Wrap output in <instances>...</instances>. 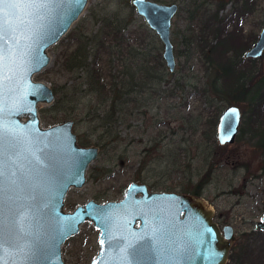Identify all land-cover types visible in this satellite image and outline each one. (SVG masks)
Listing matches in <instances>:
<instances>
[{
  "label": "rangeland",
  "instance_id": "obj_1",
  "mask_svg": "<svg viewBox=\"0 0 264 264\" xmlns=\"http://www.w3.org/2000/svg\"><path fill=\"white\" fill-rule=\"evenodd\" d=\"M153 1L179 6L171 24L176 70L170 74L164 64V77L154 71L153 84L142 81L135 89L132 98L136 101L127 105L124 123L115 130L119 132V140L99 146L100 133L93 130L95 122L91 121L97 114V102L88 94L81 72H66L60 67V59L67 51L74 50V38L95 34L100 26L97 19L113 17L122 22L130 19L132 22L123 35L141 26L147 28L130 0H88L66 35L47 50L48 66L33 76V81L44 83L52 92L62 87L58 97L53 94L54 102L38 105L40 126L48 129L71 121L77 144L98 148L97 158L86 171L84 186L71 188L65 195L64 211L72 212L90 200L99 204L121 200L127 186L136 181L137 174L150 190L154 183L164 184L170 186L169 192L190 195L201 201L212 212L213 222L220 229L231 226L235 236L231 253L243 241L244 234L254 231L264 213V174L256 147L257 137H254L257 124L252 104L248 99L232 103L228 79L219 63L224 64L232 58L234 70L244 68L254 76L251 95L256 90V81L264 74V66L260 65V59L241 61L228 49L229 46L224 48L228 49L226 52L216 46L206 57L196 47L198 28L210 15L218 12L222 21L219 27L223 32L237 30L242 41L247 42L252 36L256 40L264 27V0H253L251 10L243 16V0ZM193 10L199 17L190 23L188 12ZM205 35L211 38L209 32ZM154 39L147 50L153 49L161 56L162 45L155 34ZM214 44L212 41L211 45ZM110 51L118 69L128 65L125 55H120L117 49ZM74 88L79 92L72 96ZM64 94L72 99L58 104L60 98H65ZM57 104L59 113L52 109ZM229 105H235L241 111L240 130L233 144L220 146L216 140V125ZM63 113L67 114L66 119L62 118ZM147 149V158L142 157ZM98 241L99 231L92 223L81 225L79 232L61 247L64 264H89L99 250ZM226 264H229V257Z\"/></svg>",
  "mask_w": 264,
  "mask_h": 264
},
{
  "label": "water",
  "instance_id": "obj_2",
  "mask_svg": "<svg viewBox=\"0 0 264 264\" xmlns=\"http://www.w3.org/2000/svg\"><path fill=\"white\" fill-rule=\"evenodd\" d=\"M87 1L62 0L53 6L51 14L44 12L47 18L43 20L29 16L33 9L25 7L9 15L19 45L15 40L8 42L7 58L13 71L7 73L11 79L5 81L0 95V123L14 132L16 142L0 158L5 170L0 257L7 264H23L29 248L38 245L40 251L33 264H64L62 245L79 232L81 225L90 222L99 231V250L90 264H119L121 249L127 244H135L138 250L136 264H226L235 241L233 228L225 225L220 229L213 222L212 212L190 195L149 192L145 184L133 182L119 201L99 204L90 200L72 212L64 211L65 195L71 188L84 186L98 148L80 147L71 121L48 129L40 126L38 105L51 104L54 95L47 85L33 81V76L48 66L47 50L66 35ZM130 4L160 41L162 60L173 74L176 60L171 24L179 6L153 0H131ZM30 45L37 49L39 65L27 72V57H20ZM263 55L264 27L244 59L259 60ZM232 109L238 118L232 117ZM241 120L237 106L224 109L216 125L220 146L235 142ZM101 217L106 220L107 232ZM254 230L264 232V213Z\"/></svg>",
  "mask_w": 264,
  "mask_h": 264
},
{
  "label": "trees",
  "instance_id": "obj_3",
  "mask_svg": "<svg viewBox=\"0 0 264 264\" xmlns=\"http://www.w3.org/2000/svg\"><path fill=\"white\" fill-rule=\"evenodd\" d=\"M252 6L253 0H243V5L240 6L243 11L242 16L246 15ZM188 13L187 20L190 23L199 17L195 10ZM97 21L100 26L94 35L74 38L76 47L61 56L60 67L62 66V69L68 73L81 72L88 94L94 97L98 105V108L95 109L97 114L91 119L92 122H95L93 130L100 133L97 143L99 146H106L119 140L117 135L119 132L115 130H117L118 125L124 123V115L128 111L127 105L136 101L132 98L135 89L141 86L142 81L146 84H153L155 77L152 72L160 73L161 78L166 73L164 62L159 53H154L153 49L147 50L149 44L155 42L154 34L147 28L141 26L136 31H127L123 35V31L132 22L130 19L122 22L117 18L105 17L97 19ZM204 21L198 28L199 39L196 47L200 49L199 51L207 57L218 46L222 52L229 49L241 61H244V53L250 47V43L255 40V36L244 42L237 30L223 32L222 28L219 27L222 21L218 18V12L213 13ZM195 30V28L192 29L193 32ZM207 32L211 34L210 39L205 35ZM212 41L215 43L214 45H211ZM226 46L230 48L225 50ZM90 49H93L92 53H90ZM110 49H117L120 55H125L129 60L128 65L125 64L118 69L113 64V54ZM89 58L90 61H88ZM223 63L219 64L222 65L221 70L228 79V95L232 103L248 99L252 104L253 115L256 117L254 122L257 124L254 137H257L256 147L261 156V171L264 174V74L258 75L260 78L258 77L259 79L256 81V90L251 95L254 76L244 68L234 70L235 61L232 58H228ZM260 65L264 66V55L260 59ZM78 92L74 88L72 96L77 95ZM61 93L62 87L53 89L55 96L58 97ZM64 95L65 98H60V103L57 101L58 104L72 99V97L68 98L67 94ZM58 104L52 108L55 112L58 110ZM57 112L59 113V111ZM61 116L66 119L67 114L63 113ZM46 120L47 122L50 121V119ZM148 150H145L146 154L142 157L147 158ZM135 175V180L142 182L139 175ZM152 188L153 191L158 192L171 190L168 185L156 183L153 184ZM242 238L243 241L240 245L232 249L229 255V264H264V232L254 230L244 234Z\"/></svg>",
  "mask_w": 264,
  "mask_h": 264
},
{
  "label": "snow or ice",
  "instance_id": "obj_4",
  "mask_svg": "<svg viewBox=\"0 0 264 264\" xmlns=\"http://www.w3.org/2000/svg\"><path fill=\"white\" fill-rule=\"evenodd\" d=\"M62 3V0H0V95L3 94L5 90V81H10L11 77L7 75L8 72L13 71L7 58V54L10 51L8 42L9 40H15V43L19 45V40L16 39L14 33L16 31L15 27L9 20V15L18 12L22 7L33 9L28 15L35 17L36 19H46L44 15L46 11L51 14L55 11L54 5ZM35 35V33H33ZM32 39V37H29ZM37 49L33 48L31 45L28 50L21 54L20 59L23 60L27 57V72H31L37 69L39 65V58L36 55ZM46 59V58H45ZM231 115L234 119L238 118V113L235 109L231 110ZM16 142V136L14 132L9 129L6 125L0 123V158L5 155L7 148L13 146ZM9 160H12V156L9 155ZM39 159V157H37ZM15 175V172L12 173ZM4 179L5 170L4 162L0 159V214L3 213L4 208ZM101 223L105 224V230L108 231V225L104 217H101ZM112 236L108 235L109 242ZM102 244L104 241L101 242ZM40 251L38 245H33L29 248L28 253L25 255L23 264H33L37 259V254ZM137 248L135 244H127L121 249L122 255L120 256L119 264H136ZM153 251L155 248L153 247ZM0 264H7V262L0 257ZM105 264H111L110 261H106Z\"/></svg>",
  "mask_w": 264,
  "mask_h": 264
},
{
  "label": "flooded vegetation",
  "instance_id": "obj_5",
  "mask_svg": "<svg viewBox=\"0 0 264 264\" xmlns=\"http://www.w3.org/2000/svg\"><path fill=\"white\" fill-rule=\"evenodd\" d=\"M250 47H251V46H250ZM250 47H249V48H250ZM249 48H248V49H249ZM248 49H247V50H248ZM245 52H246V51H245ZM243 57H244V56H243ZM175 70H176V68H175ZM135 182H138V183H141V184H145V183L140 182V181H135ZM145 185L147 186L149 192H157V191H153L152 189L150 190V189H149V186H148L147 184H145ZM177 194H178V193H177ZM122 198H123V197H122ZM118 201H119V200H118ZM105 203H106V202H105ZM97 253H98V252H97ZM96 255H97V254H96ZM94 258H95V257H94ZM94 258H93V259H94ZM93 259H92V260H93ZM92 260H91V261H92ZM91 261H90V263H91ZM90 263H89V264H90Z\"/></svg>",
  "mask_w": 264,
  "mask_h": 264
}]
</instances>
